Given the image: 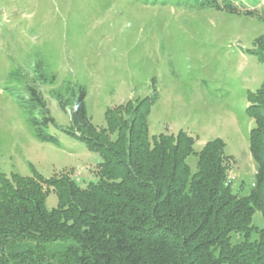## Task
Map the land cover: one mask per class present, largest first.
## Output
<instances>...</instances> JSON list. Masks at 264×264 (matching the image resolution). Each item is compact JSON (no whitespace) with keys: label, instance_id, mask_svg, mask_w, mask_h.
<instances>
[{"label":"trees","instance_id":"obj_1","mask_svg":"<svg viewBox=\"0 0 264 264\" xmlns=\"http://www.w3.org/2000/svg\"><path fill=\"white\" fill-rule=\"evenodd\" d=\"M134 1L264 21V0ZM249 52L264 66V36ZM45 85L67 125L51 115ZM5 90L38 142L60 147L51 130L61 132L102 161L97 181L84 187L68 173L45 178L32 165L28 177L0 171V264H264V228L252 224L255 212L264 219V79L247 94L256 175L246 196L232 191L220 139L195 153L183 131L149 135L156 93L107 108L98 128L86 111V89L72 81L53 87L41 62L28 74L7 75ZM190 155L197 156L194 174ZM51 192L57 205L49 210Z\"/></svg>","mask_w":264,"mask_h":264},{"label":"rangeland","instance_id":"obj_2","mask_svg":"<svg viewBox=\"0 0 264 264\" xmlns=\"http://www.w3.org/2000/svg\"><path fill=\"white\" fill-rule=\"evenodd\" d=\"M261 36L263 20L212 9L134 0H0V171L28 177L32 165L45 178L68 173L82 187L97 181V153L52 130L60 147L38 142L5 90L7 75L28 74L41 62L53 87L72 81L86 89V111L98 128L105 126L107 108L156 93L149 135L183 131L194 139L195 153L220 139L232 191L248 195L256 163L249 151L255 122L246 110L247 94L264 79L263 64L249 51ZM49 89L43 87L51 115L67 125ZM196 162V155L186 159L192 174ZM56 205L51 192L46 207ZM252 224L264 228L259 212Z\"/></svg>","mask_w":264,"mask_h":264}]
</instances>
